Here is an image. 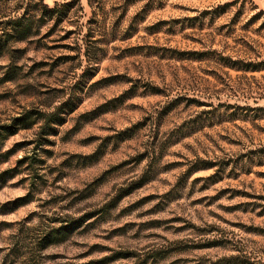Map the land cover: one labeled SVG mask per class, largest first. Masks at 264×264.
I'll return each instance as SVG.
<instances>
[{
  "label": "rangeland",
  "instance_id": "obj_1",
  "mask_svg": "<svg viewBox=\"0 0 264 264\" xmlns=\"http://www.w3.org/2000/svg\"><path fill=\"white\" fill-rule=\"evenodd\" d=\"M0 264H264V0H0Z\"/></svg>",
  "mask_w": 264,
  "mask_h": 264
},
{
  "label": "trees",
  "instance_id": "obj_2",
  "mask_svg": "<svg viewBox=\"0 0 264 264\" xmlns=\"http://www.w3.org/2000/svg\"><path fill=\"white\" fill-rule=\"evenodd\" d=\"M41 11H43V13L50 14V16L53 14V12H55V10H54L53 8H48V7H46L45 5H42V4H41ZM18 19H20V18H18ZM44 116L47 117V119H46V121H45L46 127H47V129H48L49 131H51V130H52L51 125H52V123L55 121V119H56L57 116H55V115H53V114H51V115H44ZM22 120H24V119H21L20 121H22ZM21 125H24L23 122H21ZM44 131H45V130H44ZM6 135H7V134H6ZM25 159H28V158H23L22 161H24ZM56 234H57V232H55V231L53 232V234L51 233V234H50V237H51V238H49V241H52V240H53V237H54Z\"/></svg>",
  "mask_w": 264,
  "mask_h": 264
}]
</instances>
